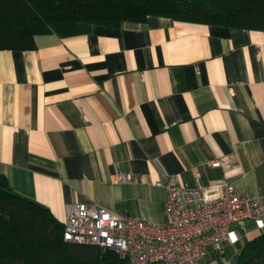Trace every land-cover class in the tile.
<instances>
[{
  "label": "crops",
  "instance_id": "1",
  "mask_svg": "<svg viewBox=\"0 0 264 264\" xmlns=\"http://www.w3.org/2000/svg\"><path fill=\"white\" fill-rule=\"evenodd\" d=\"M0 49V174L60 221L83 202L153 223L166 190L232 181L264 196V31L149 15ZM135 181L115 183V173ZM248 219L199 264H237Z\"/></svg>",
  "mask_w": 264,
  "mask_h": 264
},
{
  "label": "trees",
  "instance_id": "2",
  "mask_svg": "<svg viewBox=\"0 0 264 264\" xmlns=\"http://www.w3.org/2000/svg\"><path fill=\"white\" fill-rule=\"evenodd\" d=\"M149 15L264 31V0H0V49H33L38 34H84ZM63 229L0 174V264H126L112 250L65 241ZM237 264H264V234L244 243Z\"/></svg>",
  "mask_w": 264,
  "mask_h": 264
},
{
  "label": "built area",
  "instance_id": "3",
  "mask_svg": "<svg viewBox=\"0 0 264 264\" xmlns=\"http://www.w3.org/2000/svg\"><path fill=\"white\" fill-rule=\"evenodd\" d=\"M132 173H115V183L135 181ZM166 190L167 220L153 223L120 217L102 207L77 202L65 206L63 239L112 250L126 264H199L205 247L221 248L245 221H264V196L238 193L232 181L188 187L169 175L154 182Z\"/></svg>",
  "mask_w": 264,
  "mask_h": 264
}]
</instances>
